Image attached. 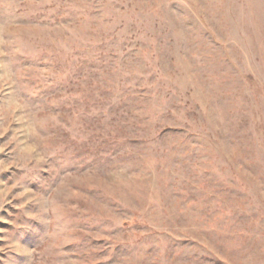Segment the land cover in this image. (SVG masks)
I'll list each match as a JSON object with an SVG mask.
<instances>
[{
    "label": "rangeland",
    "instance_id": "374dc122",
    "mask_svg": "<svg viewBox=\"0 0 264 264\" xmlns=\"http://www.w3.org/2000/svg\"><path fill=\"white\" fill-rule=\"evenodd\" d=\"M0 264H264V0H0Z\"/></svg>",
    "mask_w": 264,
    "mask_h": 264
}]
</instances>
